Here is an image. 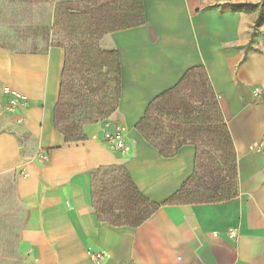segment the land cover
<instances>
[{
  "label": "crops",
  "instance_id": "1",
  "mask_svg": "<svg viewBox=\"0 0 264 264\" xmlns=\"http://www.w3.org/2000/svg\"><path fill=\"white\" fill-rule=\"evenodd\" d=\"M65 1L88 0H0V180L14 173L17 264H264V21L255 25L258 8L230 9L260 0L125 2L143 23L98 40L118 56V106L108 119L123 128L125 154L103 143L102 121L83 125L84 140L66 142L54 125L65 50L17 44L30 40L22 24L51 25ZM193 67L204 69L232 138L236 197L161 205L135 228L101 220L91 191L103 167L120 166L158 204L192 175L194 145L162 156L135 125ZM8 97L28 105L9 113Z\"/></svg>",
  "mask_w": 264,
  "mask_h": 264
},
{
  "label": "trees",
  "instance_id": "2",
  "mask_svg": "<svg viewBox=\"0 0 264 264\" xmlns=\"http://www.w3.org/2000/svg\"><path fill=\"white\" fill-rule=\"evenodd\" d=\"M126 1L88 0L82 3L81 9L67 7L75 13H69L70 17L91 14L93 9L103 12L111 9L112 12L106 14L105 23H101L103 27L92 29L85 38L79 35L71 49L64 48L65 59L54 108V125L64 135L66 142L84 140L83 125L93 120L108 119L118 106L120 80L117 53L101 50L96 42L107 32L143 23L141 12H135L132 6L124 8ZM62 4L56 5V16L66 5ZM255 8H258L255 22L258 26L264 21V0L230 6L231 10L249 11ZM71 76L76 77L75 85L71 84ZM184 101L189 103V110L180 112ZM135 128L165 157L174 155L184 144L194 145L193 173L175 194L158 204L142 196L125 173L124 179L118 180L108 178L109 170H105L96 186L95 178L102 170L99 169L92 175L91 197L101 220L115 227L135 228L161 205L216 203L236 197L238 182L234 145L217 97L202 67L186 70L175 86L149 102ZM203 149L210 154L211 170L200 162Z\"/></svg>",
  "mask_w": 264,
  "mask_h": 264
},
{
  "label": "rangeland",
  "instance_id": "3",
  "mask_svg": "<svg viewBox=\"0 0 264 264\" xmlns=\"http://www.w3.org/2000/svg\"><path fill=\"white\" fill-rule=\"evenodd\" d=\"M65 2H62V5L66 4L67 6L64 5L62 7V11L59 15L56 16L54 12L51 25L42 24V18L39 19L38 22L36 21L38 24L35 27L31 26L29 31L28 28L22 24L21 36L30 38V40L17 44L29 45L35 49L44 48L49 44L71 49V45L74 44L75 39L80 37L79 35H84L85 38L86 35L90 34L92 29L103 27L101 23H105L106 14H111L110 9L105 12L93 9L91 11L92 13L90 12L91 14H77L70 17L69 13H75L67 8L68 5L74 9H81L82 3L78 1ZM7 42V44H13L12 42ZM75 78V76H71L70 78L72 85L76 84ZM111 86L113 87V85ZM180 105L181 103L178 106ZM187 105H189V103L184 101V105L180 106V112L189 110ZM94 122L97 121L93 120L92 123ZM208 153L207 150L203 149L200 162L208 170H211L212 161ZM105 170H109L108 178H115L118 180L124 179V172L120 166L103 167L95 178L96 186L99 185V179L102 172ZM13 177L14 173H11L2 177L0 180V264H17L20 257V253L17 251L16 246L18 239L19 212L13 196Z\"/></svg>",
  "mask_w": 264,
  "mask_h": 264
},
{
  "label": "built area",
  "instance_id": "4",
  "mask_svg": "<svg viewBox=\"0 0 264 264\" xmlns=\"http://www.w3.org/2000/svg\"><path fill=\"white\" fill-rule=\"evenodd\" d=\"M260 93V90L255 88L254 94L257 96ZM28 105V102L25 100H18L16 98L8 97L5 103V109L9 113L17 112L19 108L25 107ZM18 122L21 121V118L17 119ZM103 131H102V141L103 143L111 150L118 151L120 153H128L129 145L126 142V137L123 132L122 126L110 119H105L102 121ZM45 156H42V159H45Z\"/></svg>",
  "mask_w": 264,
  "mask_h": 264
}]
</instances>
